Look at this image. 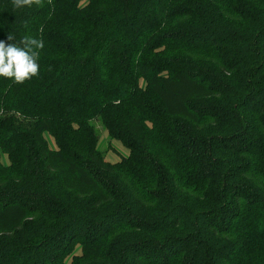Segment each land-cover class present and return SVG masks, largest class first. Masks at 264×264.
Returning a JSON list of instances; mask_svg holds the SVG:
<instances>
[{
    "label": "trees",
    "instance_id": "16d2710c",
    "mask_svg": "<svg viewBox=\"0 0 264 264\" xmlns=\"http://www.w3.org/2000/svg\"><path fill=\"white\" fill-rule=\"evenodd\" d=\"M25 36L38 75L0 77V264H264V0H0V40ZM18 94L103 115L130 157L16 121Z\"/></svg>",
    "mask_w": 264,
    "mask_h": 264
},
{
    "label": "rangeland",
    "instance_id": "374dc122",
    "mask_svg": "<svg viewBox=\"0 0 264 264\" xmlns=\"http://www.w3.org/2000/svg\"><path fill=\"white\" fill-rule=\"evenodd\" d=\"M21 94H18V103L17 107L9 112L8 115L12 116L16 121L26 120V121H34L37 117L45 114H54L55 118V135H59L62 137V133L68 131L69 133L76 132L78 136H81L83 140L87 143H92L96 141L97 147L101 153H103L106 158L111 162H118L125 157H130L131 150L129 148H125L121 141L117 138H112V135L105 127V118L103 115L94 114L93 117H90L87 113L78 114L82 123L84 125H78L72 118L70 121L62 119V109L54 107V100L51 102L45 100H31L30 98L23 100L20 98ZM145 100L137 103L141 110H144L145 116L149 118L158 117L159 113V105L156 101H153V97L144 96ZM81 103L78 102L75 104L78 107ZM21 106V108H20ZM147 106V107H146ZM23 107V108H22ZM23 109V110H22ZM126 112V110L124 111ZM54 113V114H53ZM105 121V122H104ZM83 126V128H82ZM92 133V134H91ZM49 136V139L54 146L57 145L56 137L53 135ZM22 150L18 149L11 157V167L13 169L19 168V162L21 161ZM6 162H8L6 160ZM80 252L79 243L74 244L72 248H70L63 256L64 262H71L74 258V253ZM64 264V263H62Z\"/></svg>",
    "mask_w": 264,
    "mask_h": 264
},
{
    "label": "clouds",
    "instance_id": "9594fccd",
    "mask_svg": "<svg viewBox=\"0 0 264 264\" xmlns=\"http://www.w3.org/2000/svg\"><path fill=\"white\" fill-rule=\"evenodd\" d=\"M12 4L14 9H21L34 4L40 5L41 0H12ZM13 39L12 35L7 37L8 41ZM20 45L22 46L0 40V77L12 79L17 84L38 75L39 50L44 47V43L42 39L25 36Z\"/></svg>",
    "mask_w": 264,
    "mask_h": 264
}]
</instances>
